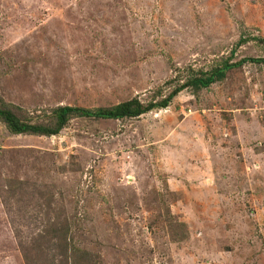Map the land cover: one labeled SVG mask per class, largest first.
Instances as JSON below:
<instances>
[{
  "label": "rangeland",
  "instance_id": "rangeland-1",
  "mask_svg": "<svg viewBox=\"0 0 264 264\" xmlns=\"http://www.w3.org/2000/svg\"><path fill=\"white\" fill-rule=\"evenodd\" d=\"M264 58V0H0V110L157 103ZM0 264H264V63L138 117L0 120Z\"/></svg>",
  "mask_w": 264,
  "mask_h": 264
},
{
  "label": "trees",
  "instance_id": "trees-1",
  "mask_svg": "<svg viewBox=\"0 0 264 264\" xmlns=\"http://www.w3.org/2000/svg\"><path fill=\"white\" fill-rule=\"evenodd\" d=\"M244 62L264 63V58H244L235 63L224 61L221 65L211 68L205 72L192 73L185 84L178 86L170 91V93L157 103H149L142 106L137 99H130L122 102L110 109L105 110H86L83 108H71L68 106L57 107L52 110L54 115V123L52 128L39 127L34 125H26L19 122L12 114L5 110H0V120L11 134L33 133L39 135H54L64 125L65 118L69 114H78L79 116L93 117L95 119H120L138 117L139 115L154 109L155 107L164 108L183 87L190 86L193 90H199L209 87V85L220 81L224 78L226 71L239 67Z\"/></svg>",
  "mask_w": 264,
  "mask_h": 264
}]
</instances>
